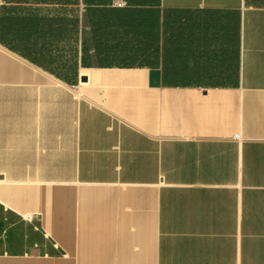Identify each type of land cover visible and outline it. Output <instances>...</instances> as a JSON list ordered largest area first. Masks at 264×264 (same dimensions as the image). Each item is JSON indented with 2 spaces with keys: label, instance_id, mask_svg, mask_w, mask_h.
Wrapping results in <instances>:
<instances>
[{
  "label": "crops",
  "instance_id": "1",
  "mask_svg": "<svg viewBox=\"0 0 264 264\" xmlns=\"http://www.w3.org/2000/svg\"><path fill=\"white\" fill-rule=\"evenodd\" d=\"M160 9L216 13L186 61L218 82L66 83L0 43V264H264V0Z\"/></svg>",
  "mask_w": 264,
  "mask_h": 264
},
{
  "label": "trees",
  "instance_id": "2",
  "mask_svg": "<svg viewBox=\"0 0 264 264\" xmlns=\"http://www.w3.org/2000/svg\"><path fill=\"white\" fill-rule=\"evenodd\" d=\"M3 2L0 43L48 73L59 66L63 81L75 78L79 66H160L165 86L219 81L195 76L186 61L196 48L191 33L205 31L202 24L217 21L216 13L162 11L160 0Z\"/></svg>",
  "mask_w": 264,
  "mask_h": 264
},
{
  "label": "rangeland",
  "instance_id": "3",
  "mask_svg": "<svg viewBox=\"0 0 264 264\" xmlns=\"http://www.w3.org/2000/svg\"><path fill=\"white\" fill-rule=\"evenodd\" d=\"M53 69H54V74H51V73H49L50 75H52V76H54V77H56V78H58V79H60V80H62V78L64 77V73H65V71H63L59 66H53ZM74 77V76H73ZM76 78V77H75ZM75 78H70L69 80H67V81H64V82H66V83H72L73 81H74V79ZM63 81V80H62Z\"/></svg>",
  "mask_w": 264,
  "mask_h": 264
},
{
  "label": "built area",
  "instance_id": "4",
  "mask_svg": "<svg viewBox=\"0 0 264 264\" xmlns=\"http://www.w3.org/2000/svg\"><path fill=\"white\" fill-rule=\"evenodd\" d=\"M123 4H124V3L121 2V1L116 2V5H118V6H122Z\"/></svg>",
  "mask_w": 264,
  "mask_h": 264
},
{
  "label": "water",
  "instance_id": "5",
  "mask_svg": "<svg viewBox=\"0 0 264 264\" xmlns=\"http://www.w3.org/2000/svg\"><path fill=\"white\" fill-rule=\"evenodd\" d=\"M80 80L81 81H85L86 80V77H80Z\"/></svg>",
  "mask_w": 264,
  "mask_h": 264
}]
</instances>
